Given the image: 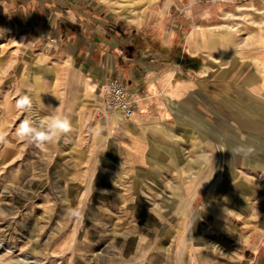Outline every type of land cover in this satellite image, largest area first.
<instances>
[{
    "label": "rangeland",
    "instance_id": "374dc122",
    "mask_svg": "<svg viewBox=\"0 0 264 264\" xmlns=\"http://www.w3.org/2000/svg\"><path fill=\"white\" fill-rule=\"evenodd\" d=\"M99 1L142 43L171 37L172 59L196 49L219 131L205 118L194 142L134 163L121 119L98 112L102 84L12 38L0 47V264H264V149L229 112L263 117L264 0ZM23 95L29 111L15 107ZM56 107L72 124L57 142L16 137Z\"/></svg>",
    "mask_w": 264,
    "mask_h": 264
},
{
    "label": "crops",
    "instance_id": "0c3cea01",
    "mask_svg": "<svg viewBox=\"0 0 264 264\" xmlns=\"http://www.w3.org/2000/svg\"><path fill=\"white\" fill-rule=\"evenodd\" d=\"M141 35L135 23L105 11L99 0H0V47L12 38L22 47L33 45L51 59L84 69L96 86L121 80L133 96L136 111L128 118L117 115L122 122L115 124L128 141L134 163L145 162V149L164 158L176 146L182 147L183 141L194 142L195 127L205 118L213 133L219 131L214 101L220 95L217 89L205 97L196 49L190 46L172 59L171 37L151 46L141 42ZM229 107L233 121L254 132L264 149V113L253 124L249 111L241 115ZM162 158L155 161L170 162Z\"/></svg>",
    "mask_w": 264,
    "mask_h": 264
},
{
    "label": "clouds",
    "instance_id": "9594fccd",
    "mask_svg": "<svg viewBox=\"0 0 264 264\" xmlns=\"http://www.w3.org/2000/svg\"><path fill=\"white\" fill-rule=\"evenodd\" d=\"M15 107L18 110L29 111L32 108V101L28 95H23L16 101ZM71 130L72 124L69 117L63 114L59 107H56L49 116L39 123H33L29 119L22 120L15 130V135L21 141H26L43 149L46 145L57 142L62 135ZM3 139V134H0V141ZM66 212L72 217L80 216V211L77 208L66 209Z\"/></svg>",
    "mask_w": 264,
    "mask_h": 264
},
{
    "label": "built area",
    "instance_id": "2783aa9c",
    "mask_svg": "<svg viewBox=\"0 0 264 264\" xmlns=\"http://www.w3.org/2000/svg\"><path fill=\"white\" fill-rule=\"evenodd\" d=\"M101 92L102 100L98 105V112L128 118L136 111L133 96L121 80L115 78L103 83Z\"/></svg>",
    "mask_w": 264,
    "mask_h": 264
},
{
    "label": "bare ground",
    "instance_id": "6f19581e",
    "mask_svg": "<svg viewBox=\"0 0 264 264\" xmlns=\"http://www.w3.org/2000/svg\"><path fill=\"white\" fill-rule=\"evenodd\" d=\"M104 117H105V116H104ZM113 118L116 119V118H118V116H117V115H114Z\"/></svg>",
    "mask_w": 264,
    "mask_h": 264
}]
</instances>
